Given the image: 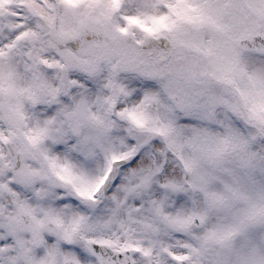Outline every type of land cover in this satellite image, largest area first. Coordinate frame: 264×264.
I'll list each match as a JSON object with an SVG mask.
<instances>
[{"label":"snow or ice","instance_id":"1","mask_svg":"<svg viewBox=\"0 0 264 264\" xmlns=\"http://www.w3.org/2000/svg\"><path fill=\"white\" fill-rule=\"evenodd\" d=\"M0 264H264V0H0Z\"/></svg>","mask_w":264,"mask_h":264}]
</instances>
